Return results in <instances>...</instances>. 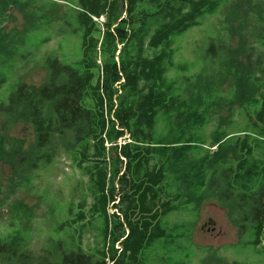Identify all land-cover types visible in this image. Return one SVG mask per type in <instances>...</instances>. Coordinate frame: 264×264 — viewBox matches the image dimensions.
<instances>
[{
  "label": "trees",
  "instance_id": "1",
  "mask_svg": "<svg viewBox=\"0 0 264 264\" xmlns=\"http://www.w3.org/2000/svg\"><path fill=\"white\" fill-rule=\"evenodd\" d=\"M38 1L0 0V17L10 15L14 4ZM220 3L79 0L81 60L72 65L49 59L47 82L22 85L0 102V112L3 129L20 119L35 129L31 150L7 154L14 167L39 168L67 153L87 177L88 194L62 222L68 240L59 244L60 257L36 253L16 232L0 236L4 264H189L191 252L178 242L187 233L184 224H164L170 213L187 208L186 194L217 197L239 232L252 229L253 243L264 252V80L259 97L240 100L245 109L260 102L256 118L248 110L243 130L216 132L204 147L200 128L207 110L176 94V81L167 76L175 66L174 36L200 25ZM248 60L246 72L264 69L263 53L255 63ZM5 81L0 78V89ZM162 116L172 121L166 133L158 132ZM203 147L205 154L195 152ZM90 230L99 239L87 249ZM156 249L164 253L152 256Z\"/></svg>",
  "mask_w": 264,
  "mask_h": 264
},
{
  "label": "rangeland",
  "instance_id": "2",
  "mask_svg": "<svg viewBox=\"0 0 264 264\" xmlns=\"http://www.w3.org/2000/svg\"><path fill=\"white\" fill-rule=\"evenodd\" d=\"M78 2L18 3L9 9L10 15L0 17V78L6 79L0 102L10 100L22 85L42 87L47 82L49 59L72 65L81 60V35L75 30ZM174 47L175 66L167 76L176 81V94L195 98L207 110L208 121L200 128L204 147L216 132L236 134L243 130L249 122L248 110L256 118L260 102L247 106L249 109L243 102L259 97L263 89L264 69L246 71L248 58L255 63L257 56L264 54V0H221L217 11L205 16L200 25L174 36ZM232 55L239 66L231 63ZM211 100H215L212 105ZM4 120L0 112V146L6 149L5 153L0 150V236L18 232L19 240L36 253L49 250L60 257L59 244L68 240V229H61L62 222L69 208L77 207L88 194L87 177L67 153L39 168L26 171L14 167L7 154L31 150L36 133L24 119L3 129ZM171 122L168 116L160 117L158 132L166 133ZM119 143H123L122 138ZM204 147L195 152L205 154ZM216 149L217 145L211 148ZM184 198L189 199L187 208L170 213L164 224L167 228L184 224L187 233L178 242L190 250L189 264H264L262 245L253 243L252 229L239 232L228 208L217 197L186 194ZM97 238V232L90 230L85 247H95ZM158 252L164 250L156 249L151 255ZM0 264H4L3 259Z\"/></svg>",
  "mask_w": 264,
  "mask_h": 264
}]
</instances>
